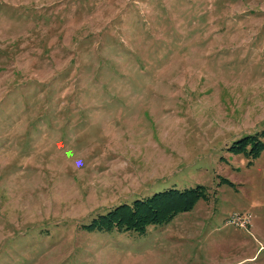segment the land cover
Instances as JSON below:
<instances>
[{"label":"rangeland","instance_id":"1","mask_svg":"<svg viewBox=\"0 0 264 264\" xmlns=\"http://www.w3.org/2000/svg\"><path fill=\"white\" fill-rule=\"evenodd\" d=\"M0 264H264V0H0Z\"/></svg>","mask_w":264,"mask_h":264},{"label":"trees","instance_id":"2","mask_svg":"<svg viewBox=\"0 0 264 264\" xmlns=\"http://www.w3.org/2000/svg\"><path fill=\"white\" fill-rule=\"evenodd\" d=\"M196 189H199L197 187ZM199 193L195 190L176 191L168 190L157 193L151 199L135 201L130 209L118 207L104 216L92 220L88 230L107 229L116 231H134L142 233L149 226L161 225L168 222L178 212L188 211Z\"/></svg>","mask_w":264,"mask_h":264},{"label":"built area","instance_id":"3","mask_svg":"<svg viewBox=\"0 0 264 264\" xmlns=\"http://www.w3.org/2000/svg\"><path fill=\"white\" fill-rule=\"evenodd\" d=\"M248 220H249V216L244 217L243 219H241L239 221L237 220V218L234 217L230 220V222L232 223L233 226H237L239 228H242V227H244L245 224L248 223Z\"/></svg>","mask_w":264,"mask_h":264}]
</instances>
